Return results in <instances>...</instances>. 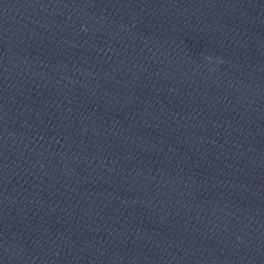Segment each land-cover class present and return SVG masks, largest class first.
<instances>
[{"label":"clouds","instance_id":"1","mask_svg":"<svg viewBox=\"0 0 264 264\" xmlns=\"http://www.w3.org/2000/svg\"><path fill=\"white\" fill-rule=\"evenodd\" d=\"M206 58H209V57H206Z\"/></svg>","mask_w":264,"mask_h":264}]
</instances>
